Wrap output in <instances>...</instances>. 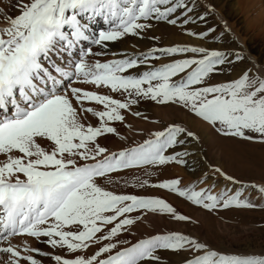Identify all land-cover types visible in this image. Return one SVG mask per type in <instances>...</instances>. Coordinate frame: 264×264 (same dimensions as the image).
<instances>
[{
	"label": "snow or ice",
	"instance_id": "snow-or-ice-1",
	"mask_svg": "<svg viewBox=\"0 0 264 264\" xmlns=\"http://www.w3.org/2000/svg\"><path fill=\"white\" fill-rule=\"evenodd\" d=\"M17 8L20 14L15 17L0 9L7 25L0 28V243L7 244L0 247V253L7 254L4 264H21V260L41 264L31 254L22 256L11 244L16 236L37 241L44 237L47 239L41 242L53 249L84 253L65 258L25 249L49 256L55 264H159L160 251L184 253L180 264H264V256L221 254L177 232L150 236L120 248V242H113V238L148 214H167L177 221H189L190 217L178 214L164 199L117 194L98 183L102 179L119 184L113 174L127 169L184 164L187 151L166 153L185 145L187 138L199 140L185 127L170 124L152 138L119 152L100 146L98 138L119 135L112 122L123 123L122 111H131L140 100L179 105L226 140L264 145V75L245 71L233 81L210 84L211 75L232 60L225 52L204 47L152 48L140 56L105 63L87 62L84 56L91 54L89 49L74 63L73 71L52 60L88 41L89 24L97 18L109 25L107 31L92 38L101 46L126 35L139 36L153 26V20L175 25L177 19L172 17L178 10L187 17L184 23H194L195 18L188 16L193 12L188 0H30L27 4L18 0ZM187 34L203 38L209 32ZM156 53L193 55L158 68L149 66L139 75L129 73L148 65L150 59H159ZM236 59H241L239 54ZM73 79L97 89L107 88L124 99L80 87L63 90V81ZM85 102L101 106V110L85 107ZM82 113L97 118L98 125L83 123ZM41 141L49 142L50 147H43ZM213 171L233 184L239 183L220 168ZM180 184L179 179H172L151 186L210 212L221 207H256L248 198L241 199L242 190L230 194L225 188L213 195L211 187L197 191L195 186L181 188ZM147 185L141 181L139 186ZM244 187L256 189L264 197V185ZM95 245L101 246L86 254Z\"/></svg>",
	"mask_w": 264,
	"mask_h": 264
},
{
	"label": "rangeland",
	"instance_id": "rangeland-1",
	"mask_svg": "<svg viewBox=\"0 0 264 264\" xmlns=\"http://www.w3.org/2000/svg\"><path fill=\"white\" fill-rule=\"evenodd\" d=\"M22 2L27 4L30 0H22ZM188 3L193 8V12L189 13L188 16L195 18L194 23H184L187 17L183 15V10H178L172 17L177 19L175 25L153 20L151 21L153 26L142 33L151 37L152 41L159 45L157 48L173 46L204 47L210 51L215 50L228 54L232 63L220 66L221 70L218 75L217 73H214L215 75L212 74L216 78L219 77L221 79H218L216 84L233 81L245 71L250 74L264 75V22L260 18L264 11V0H261V3L255 8L247 7L243 0H188ZM17 4L18 0H0V9L7 16L15 17L20 14ZM199 16H204L205 19L200 20ZM5 26H7L5 16L0 15V28ZM157 26H161L160 29ZM89 28L90 30L95 28L96 30L107 31L109 25L103 19L97 18L95 22L89 24ZM166 29H170V31L165 33ZM90 30L87 35H89ZM157 30L160 34H163L162 38L158 35ZM189 32L198 34L209 32V35L200 38L188 35L187 33ZM130 37L133 38L132 35ZM177 40H180V42L176 43ZM143 47L145 46H139L137 49H124L119 58L140 56L151 50ZM87 49L83 45H78L70 54H63L69 55L70 60L76 63L80 60L82 54L88 52ZM89 49H91V54L84 56L89 63L97 61L105 63L118 60L117 58L111 59L103 48H96V45L92 44ZM246 49H248L249 55L246 53ZM237 54H239L241 59H236ZM156 55L160 58L150 59L148 67L158 68L167 63L165 60L168 56H161L159 53H156ZM192 55L190 53L182 54V57L176 60L186 56L192 58ZM55 57L57 58V56ZM161 61L164 62L160 63ZM55 63L59 65V62ZM73 65H71L70 69L66 68L65 70L73 71ZM59 66L62 67V65ZM135 72L136 68L129 70L130 74L134 75ZM71 87H80L85 90L111 95L115 99H124L119 93H112L107 88L97 89L93 85L78 83L75 79L63 81V90L70 92ZM143 101L140 100L137 105L132 107L131 111H122V114L125 115V121L123 123L112 122L111 125L117 128L119 135L107 134L98 138L100 146L106 147L109 152H119L152 138L153 133L164 131L170 124H178L185 127L194 132L199 137V140L187 138L185 145L175 150L170 149L166 153L170 155L174 154V151H187L189 155L184 157V164L173 162L162 166L149 165L127 169L113 174V179L119 180V184H109L102 179H98V183L107 190L117 194L164 199L176 209L178 214L186 215L190 219L189 221H177L167 214H148L139 220L137 224L133 225L129 231H124L113 238V242H120L119 247L123 248L137 243L141 239L162 235L161 232H166L164 234L177 232L195 238L221 254H256L264 256V197L256 189L244 187L245 185H264V145L240 140H226L219 136L206 122L183 109L182 113L193 120L204 123L209 128L204 137L194 129L192 123L188 121L190 119L183 120L179 113L174 114V117H170L172 120L168 119L165 115L170 113H165L164 107L159 112L146 110ZM153 105L159 104L154 103ZM89 106L101 110V106L85 102V107ZM171 106L177 107L176 105ZM134 112H139L140 115H134ZM81 116L82 122L86 125H98V119L91 114L82 113ZM120 137H125L126 139L122 140ZM41 144L43 147H50L47 141H41ZM0 159H3V157H0ZM215 168H220L227 175L233 176L239 183L232 184L230 181L225 180L224 177L213 171ZM172 179H179L181 188L195 186V190L200 191L211 187L213 195L220 193L225 188L230 190V194H234L236 190H242L241 199L248 198L256 207L250 209L235 207L224 209L221 207L210 212L202 207L193 205L175 193L151 186ZM141 181H147L148 185L140 187ZM213 185L215 187H212ZM131 215L135 216L137 213ZM151 218L160 219L162 222L161 228L163 229L152 227ZM108 227L110 228L111 225ZM140 227H146V230L142 232ZM105 243H108V241H102V244ZM11 244H14L20 250L22 256L30 254L25 251L27 247L16 244L14 240L11 241ZM44 245L46 243H42V246ZM5 246H7L6 243H0V247ZM100 246L95 245L89 248L86 254H93ZM34 249H39L41 252L51 255L59 254L65 258H75L76 255L84 254H69L66 250L53 249L51 247ZM33 254L31 253V255ZM34 255L33 257L40 260L41 264H55L54 260L49 256H40L36 253ZM158 255L161 256L159 264H180L184 257V253L176 254L170 251H160ZM6 259L7 254H4V257H0V264H4ZM24 262L21 260V264ZM150 264H156V262H150Z\"/></svg>",
	"mask_w": 264,
	"mask_h": 264
},
{
	"label": "bare ground",
	"instance_id": "bare-ground-1",
	"mask_svg": "<svg viewBox=\"0 0 264 264\" xmlns=\"http://www.w3.org/2000/svg\"><path fill=\"white\" fill-rule=\"evenodd\" d=\"M205 1V0H204ZM243 3H245V5H247V7L251 6V8H255L258 4L261 3V0H243ZM246 7V8H247ZM264 7V6H263ZM245 8V9H246ZM244 9V8H243ZM221 12V11H220ZM263 19V22H264V11L262 12V15L261 17ZM261 19V20H262ZM237 22V21H236ZM225 24V23H224ZM161 26H157V28ZM167 31H165V33H167L168 31H170V29H166ZM158 31V30H157ZM99 32H101L100 30H96L94 28L90 30V33H89V37L90 39L88 41H83L81 42L79 45H83L84 47H87L89 50V47L93 44V45H96L92 42V38L94 37H98V34ZM147 32V31H146ZM156 32V31H155ZM158 35L162 38L163 37V34L159 33V31L157 32ZM154 34V33H153ZM133 38L130 37V35L128 36H124L116 41H106V42H103V46L101 45H96V48L97 47H101L103 48V50L109 54V57L111 59L113 58H117V59H120L119 58V55L122 54V51L124 49H137V47L139 46H145L143 47L144 49H152V48H157L159 47V45L155 42L152 41V38L145 35V34H140L139 36H135V35H132ZM129 38V39H128ZM194 41V40H193ZM180 42V40H177L176 43ZM195 43V42H194ZM198 43V42H197ZM90 45V46H89ZM142 48V49H143ZM100 49V48H99ZM72 52V51H71ZM71 52H69L68 54H70ZM104 52V53H105ZM246 53L248 54L249 51L248 49H246ZM191 54V53H190ZM178 55H181V56H178ZM249 55V54H248ZM179 57H182V54H177L175 56H168L166 57V60L165 62L167 63H171L173 61H175L177 58ZM185 58H190L188 56H186ZM185 58H180V59H185ZM52 60H54L55 62H59V65H62V67H64L65 69L68 68L70 69V67H72L71 65L74 64L73 61L70 60L69 58V55H66V54H61L60 56H58L57 58L55 56L52 57ZM179 60V59H178ZM63 62V63H62ZM164 61H161L160 63H162ZM166 63V64H167ZM67 69V70H68ZM149 70V67L148 65H144V66H139L136 68V72L134 75H139L141 73H143L144 71H147ZM219 72H217V75H218ZM215 75V74H214ZM173 79H179V77H175ZM221 80L219 77L216 78L215 76L211 75L210 79H209V83L210 84H216L217 81ZM144 103V108L146 110H152V111H156V112H159L163 107V109L165 110V113L166 112H169L170 114H166L165 116L168 117V119H171L170 117H174L175 115L174 114H177L179 113L181 116H182V119L183 120H188L192 123V126L194 127V129H196L198 132H200L204 137H205V134L206 132H208L209 128L207 126L204 125V123L200 122V121H196V120H193L191 119L190 117H188L186 114L182 113L183 111V108H181L179 105H176L177 107L174 108V106H169V105H153L155 102L154 101H151V100H144L143 101ZM182 109V110H180ZM185 110V109H184ZM187 111V110H185ZM178 114V116H180ZM172 120V119H171ZM187 121V122H188ZM190 123V124H191ZM215 149V148H214ZM225 155V154H224ZM233 184V183H232ZM148 219V218H147ZM150 222L152 223V227H155V228H159L160 230L163 229L161 228L162 226V222L160 219H150ZM140 230L143 232L146 230V227H140ZM166 233V232H164ZM163 232H161V234H164ZM141 234V233H140ZM47 238H42L40 241H37L36 239L34 238H29V237H25V236H16V237H13L11 239V241H15L16 244L22 246V247H31V248H47V247H50L48 246L47 244L42 246V242L43 240H46ZM14 245V244H13ZM31 254V253H30ZM35 254V253H34ZM33 254V255H34ZM35 256V255H34ZM0 257H4V254L3 253H0ZM6 257V256H5ZM7 260V259H6ZM22 264H27V262H24Z\"/></svg>",
	"mask_w": 264,
	"mask_h": 264
}]
</instances>
